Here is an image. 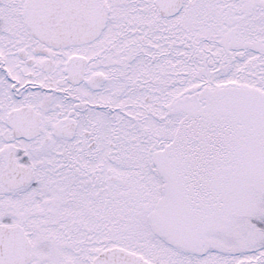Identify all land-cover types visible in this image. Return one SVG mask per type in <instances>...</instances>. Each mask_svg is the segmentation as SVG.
<instances>
[{
	"label": "snow or ice",
	"instance_id": "6c2138e0",
	"mask_svg": "<svg viewBox=\"0 0 264 264\" xmlns=\"http://www.w3.org/2000/svg\"><path fill=\"white\" fill-rule=\"evenodd\" d=\"M0 264H264V0H0Z\"/></svg>",
	"mask_w": 264,
	"mask_h": 264
}]
</instances>
